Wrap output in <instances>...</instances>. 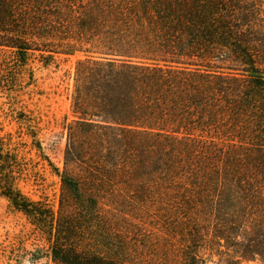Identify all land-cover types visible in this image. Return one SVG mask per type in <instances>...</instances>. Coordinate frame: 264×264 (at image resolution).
Here are the masks:
<instances>
[{
	"label": "trees",
	"instance_id": "obj_1",
	"mask_svg": "<svg viewBox=\"0 0 264 264\" xmlns=\"http://www.w3.org/2000/svg\"><path fill=\"white\" fill-rule=\"evenodd\" d=\"M257 15L242 0H0V76L36 53L84 57L63 168L45 159L57 208L18 187L17 147L0 137V197L53 264H124L103 252L106 213L152 206L187 230L182 264L222 241L264 264V33L245 30ZM241 231L254 240L230 243Z\"/></svg>",
	"mask_w": 264,
	"mask_h": 264
},
{
	"label": "rangeland",
	"instance_id": "obj_2",
	"mask_svg": "<svg viewBox=\"0 0 264 264\" xmlns=\"http://www.w3.org/2000/svg\"><path fill=\"white\" fill-rule=\"evenodd\" d=\"M242 2L251 3L258 11L257 19H252L245 30L264 33V0ZM83 58V55L61 56L55 63L44 66L36 53L22 70L12 64L9 73L0 76V137L11 140L13 148L17 147L22 172L18 187L31 199L45 200L55 208L60 179L45 159L53 167L63 168L67 146L65 125L73 120L75 68ZM220 67L221 72L228 73L223 70L229 68L228 64ZM106 216L110 219L106 229L110 246L103 250L107 256L120 254L124 264H182L181 249L189 238L187 230L169 229L155 206L122 213L114 211ZM213 229L210 226L208 239H213ZM252 240L253 234L241 231L231 235L230 243L248 244ZM221 243L222 248L215 246L200 250L199 255L205 264H263L259 257L244 261L233 249L225 247V241ZM0 264H53L41 235L25 217L11 210L2 197Z\"/></svg>",
	"mask_w": 264,
	"mask_h": 264
}]
</instances>
